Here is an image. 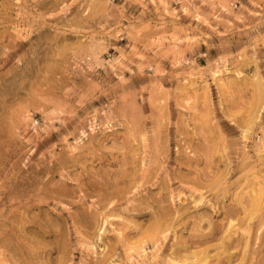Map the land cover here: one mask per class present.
Segmentation results:
<instances>
[{
  "label": "rangeland",
  "instance_id": "374dc122",
  "mask_svg": "<svg viewBox=\"0 0 264 264\" xmlns=\"http://www.w3.org/2000/svg\"><path fill=\"white\" fill-rule=\"evenodd\" d=\"M0 264H264V0H0Z\"/></svg>",
  "mask_w": 264,
  "mask_h": 264
}]
</instances>
